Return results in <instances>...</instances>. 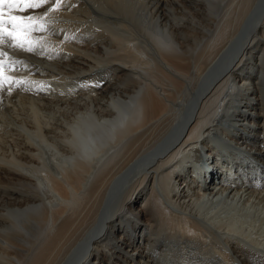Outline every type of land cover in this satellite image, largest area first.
<instances>
[{
  "label": "bare ground",
  "instance_id": "6f19581e",
  "mask_svg": "<svg viewBox=\"0 0 264 264\" xmlns=\"http://www.w3.org/2000/svg\"><path fill=\"white\" fill-rule=\"evenodd\" d=\"M230 1L142 0L171 38L154 47L100 0L21 13L45 30L27 34L34 52L0 44L4 75L23 81L0 89V264H264V242L192 202L244 194L264 209V0ZM120 97L130 112L118 117ZM88 111L112 124L99 165L100 147L82 144L93 127L76 143L67 132ZM36 131L71 154L58 175L38 167ZM193 148L198 162L185 159Z\"/></svg>",
  "mask_w": 264,
  "mask_h": 264
},
{
  "label": "rangeland",
  "instance_id": "374dc122",
  "mask_svg": "<svg viewBox=\"0 0 264 264\" xmlns=\"http://www.w3.org/2000/svg\"><path fill=\"white\" fill-rule=\"evenodd\" d=\"M105 2L107 5L111 6L114 10L115 13L119 14L120 16H122L124 19L132 21L138 28L141 29V31L144 34L145 39L154 47L155 44L158 45H167L168 39H171L170 36L167 37V35L165 34L164 31H161V29L159 28L158 24L155 23H151L149 21H147L144 17V9H143V3L142 0H132V7L131 9H128L126 6H124L121 1H129V0H100ZM227 2V4H230V0H225ZM40 59L41 62H45V59ZM140 72L142 73V71L144 72V70H140V69H135V74L133 76H138L136 73ZM141 75H139L137 78H139ZM142 78V76L140 77ZM123 80H121L122 82H125V78H122ZM121 98V97H120ZM124 98L122 97L121 100L119 101H115L112 102L110 101V109L113 111L115 110L114 114H116L118 117H121V115H123V113H121L120 111L122 110L127 111L126 109H129V107H126L127 104L125 102H123ZM93 104V109H96L98 106ZM113 106H115L113 108ZM36 109V107H35ZM90 109V104L87 106L86 110ZM42 112H41V111ZM40 110H37V115H39V119H42L40 114L42 115H48L47 113H51L50 110L48 109H43L40 108ZM50 111V112H49ZM83 111V110H80ZM130 111H127V113ZM89 113H91V111H88L85 115L82 116H77L75 119H73V123L72 125H77V123H79L77 125L76 128H74V130L69 129L70 127L67 125V127L65 126L67 132L69 133V140L71 137V133L74 136H79V132L80 131H85L87 130V128H91L93 127V134H95L97 131L99 132L101 129H104V131H107V134H103L101 136L96 135L95 137L90 136L89 132L87 133L85 131L83 137V142L82 144L84 145L85 148L88 147V142L89 141H93L94 144V148L98 149L99 147V152L98 154H96V151L93 152L95 153V155L90 154L91 156H93V159L99 160L97 165H99L101 162H103L106 157L108 155L111 154L110 151L108 154L102 155V152L108 147L110 146L107 142V140H109V142L111 141L109 139V137L112 135H110L111 133V128L110 126L112 124L110 123H105L102 125L97 124V121L95 120L94 117H91L92 113L89 115ZM27 115H29V109H27ZM114 115V116H116ZM116 116V117H117ZM31 118V117H30ZM49 117H45L44 120H48ZM82 118V119H81ZM92 118V119H91ZM80 120V122H78ZM70 125V124H69ZM75 125V126H76ZM88 126V127H87ZM38 135V139L40 142H42L43 144H40L44 149H45V153L42 154L40 156V158L38 159V167L41 170H45V169H49L51 172H54L58 175V171H60L61 169H59V167L65 163V161L67 160V157H71V154L67 153L66 155H64L65 153H63L59 147L58 144L56 142V140L49 134H46V144L45 141L43 140V138L41 136H39V132H35ZM72 136V139H74ZM0 137H2L1 132H0ZM108 138V139H107ZM59 140V139H58ZM66 140L64 143L65 145L68 143ZM75 140V139H74ZM38 141V142H39ZM61 143V141H59ZM104 143H106L104 145ZM10 144V143H9ZM71 148H75L72 146V144H68ZM224 147H227V144L224 142ZM98 147V148H96ZM236 147V146H235ZM68 148V147H67ZM79 148V147H78ZM93 148V149H94ZM11 149V152H14L15 154L18 153L16 152V148H13L11 146L8 145V150ZM70 149V148H68ZM77 149V147H76ZM101 149V150H100ZM229 151H232L233 147L228 148ZM91 152V153H93ZM98 152V151H97ZM187 154V158L185 156V159L187 161H193V162H198L193 160L192 158H189L190 156H194L197 154V149H190L189 151H185ZM9 153V152H8ZM191 153V154H189ZM189 154V155H188ZM238 154V153H237ZM44 161H46V163L48 164V167L45 168ZM95 162V160H94ZM200 162V161H199ZM225 173V171H224ZM192 174V173H191ZM199 176L197 175V178ZM39 179L43 178V175L39 174L38 176ZM216 180V179H215ZM38 184V182H37ZM39 185V184H38ZM166 185H167V181H166ZM240 196H236V197H225V196H221L219 198H215L212 201L206 199V198H200V199H195L192 200L195 201V203H193V209L200 211L199 214L202 217H206V220H208L210 222V224H215V226L217 225V227L219 226L220 228L223 229H228L231 228L234 231H236V234H241L240 236H246L247 238L251 239L255 238L256 240H260L262 242H264V219L262 216H264V212H261V210L264 209H260L259 213L255 212L256 210H252L251 207V202L253 203V200H250L251 197H248V195H244V194H239ZM230 199V200H229ZM232 199V200H231ZM239 199V200H238ZM244 199V200H243ZM227 200V201H226ZM200 201V202H199ZM207 202V203H206ZM232 202V203H231ZM243 203V204H242ZM250 203V204H249ZM254 205V204H252ZM261 206V205H259ZM264 206V205H263ZM201 218V217H200ZM209 218V219H208ZM263 219V220H262ZM254 223V224H253ZM222 226V227H221ZM230 226V227H229ZM247 233V234H246Z\"/></svg>",
  "mask_w": 264,
  "mask_h": 264
},
{
  "label": "snow or ice",
  "instance_id": "6c2138e0",
  "mask_svg": "<svg viewBox=\"0 0 264 264\" xmlns=\"http://www.w3.org/2000/svg\"><path fill=\"white\" fill-rule=\"evenodd\" d=\"M49 0H0V44L7 43L10 47L19 48L27 52H34L35 46L32 41L26 39L27 34L32 31H44L45 26L43 17L39 19L35 16H24L31 9L41 8L48 4ZM62 6V0H53L51 11H57ZM6 52L0 48V57H5ZM20 61H11L7 67L11 69ZM5 62L0 59V89L5 83L21 84L23 81L13 80L11 77L4 75Z\"/></svg>",
  "mask_w": 264,
  "mask_h": 264
}]
</instances>
